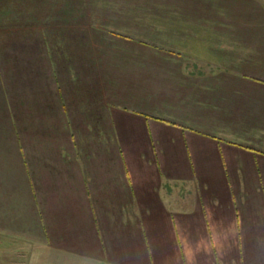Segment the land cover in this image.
I'll return each instance as SVG.
<instances>
[{
	"label": "crops",
	"instance_id": "obj_1",
	"mask_svg": "<svg viewBox=\"0 0 264 264\" xmlns=\"http://www.w3.org/2000/svg\"><path fill=\"white\" fill-rule=\"evenodd\" d=\"M72 8L83 12L82 0H0V256L14 259V264H29L28 255L36 250H43L45 264L64 256L75 264H264V195L250 197L251 202L256 199L255 205L235 190L234 196L228 192L230 187L264 186V151L258 148V137L264 136L258 124L261 111L248 108L246 115L244 103L250 91L256 101L264 95L260 73L230 67L229 60L194 56L189 49L183 55L160 52L155 66L123 63L137 68L133 72L193 75L220 70L222 75L220 84L194 81L186 87L181 81L177 88L182 93L161 102L166 107L160 111L161 119L171 126L158 127L167 138L163 147L172 149L163 159L168 163L142 157L139 163L125 162L116 147L81 144L87 133L99 136L94 123L116 118L111 110L103 111L100 102L85 101L84 82L74 87L60 82L64 91L60 98L54 71L47 65L44 82L35 85L34 72L29 77L34 78L28 81L35 85L36 95L31 93L22 109L14 96L17 82L7 80L9 38L13 36L14 41L15 35L28 32L30 40L32 31L51 25L63 10L62 25L76 27L77 35L64 37L67 44L55 56L74 58L76 64L71 66L77 75L108 72L105 68L113 65L101 66L98 52L86 55L82 34L86 25L109 33L108 27L121 25V19L97 17L85 23L84 16H67ZM171 22H161L166 26L163 34H182L184 39L177 46L196 41L191 38L195 29L190 23H181V29L173 32ZM101 40L110 41L106 36ZM12 49L14 58L17 53L30 57L35 52L30 47ZM108 54L104 57L112 56ZM86 57L93 58L87 66ZM65 64L61 72L69 74L70 65ZM244 65L242 61L240 66ZM211 87L220 89L219 94L208 91ZM252 121L250 134L245 129H227L229 123L244 126ZM85 122L90 124L81 126ZM71 137L80 145H72ZM166 168L191 172L188 178L166 179ZM196 170L212 172L198 176ZM213 249L217 254L223 250L225 257H214Z\"/></svg>",
	"mask_w": 264,
	"mask_h": 264
},
{
	"label": "rangeland",
	"instance_id": "obj_2",
	"mask_svg": "<svg viewBox=\"0 0 264 264\" xmlns=\"http://www.w3.org/2000/svg\"><path fill=\"white\" fill-rule=\"evenodd\" d=\"M67 1L73 3L74 0ZM88 2L82 0L83 12L80 9H67L69 13L67 16L71 19L76 16H81V18L84 16L82 21L85 23L88 19H98L97 17H116L118 20L121 19L123 24L108 27L109 33L102 31L101 27H88L87 25L84 27L82 35L85 38L86 55L92 50L100 55L98 61L101 66H104L105 62H110V65L113 66L105 68L107 73L77 75L73 73V70H76L75 67L71 66L76 64L74 58L64 59L55 56L67 44L62 41L64 37L72 39L76 38L75 35H77L76 27L64 26L61 23L65 19L66 10L58 14L54 24L32 31L30 40L28 32L24 33L25 37L15 35L14 41L13 36H11L10 42L6 43L5 52L6 67L10 69L6 73L8 74L7 80L17 82V93L15 92L14 96L17 95V99L22 103V109L30 94L36 93L34 86L45 81L44 69L49 65L54 71L52 76L60 98L64 93L60 89V82H69L73 87L74 83L84 82L85 101L100 102V108L103 111L104 109L112 111V118L115 115V119L94 123L95 126H99L100 132H95V134L99 133V136L93 137L87 133L82 138L80 137L81 144L86 148L99 146L104 149L110 145L116 147L118 152H122L121 160L125 162L139 163L140 157H142L143 161L160 164L166 158L167 152L172 153L170 147L167 145V148L163 147V142H166L167 138H163L158 132L159 125L171 127L163 123L161 119L160 111L166 108L161 106V102L167 99L171 101L174 93H182L183 89L177 88L181 81L186 87L194 81L221 83L220 70L210 74L193 75L143 73L133 72L132 70L135 71L137 68L124 67L123 63H131L132 65L148 63V65L155 66L158 53L171 51L183 55L189 49L190 53L194 51L197 54L194 56H211L214 62L218 59L229 60L232 62L229 66L235 69L237 67H243L244 70L253 68L254 71L250 69V72L260 73L258 82L261 87H264V0H89ZM165 20L174 21V23H170L173 24L171 26L173 32H178L181 29V23H190L195 29L194 32H191V38H195L197 42L190 41L187 43V47L183 48L177 46L178 42L184 39V36L182 34L168 37L164 35L163 30L166 26L162 25L161 22ZM144 22H147V25ZM105 36L109 37V42L101 40ZM108 46H110L109 49ZM29 47L35 51L30 57L27 55L19 56L20 53H17L16 58L13 57L12 48L27 51ZM50 53L53 56H50ZM108 53L112 56L110 58L104 57V55H109ZM145 55L147 62L144 58ZM92 59L86 57L84 59L85 65L92 63ZM65 61H68V65H70L69 74L61 72L62 65H66ZM242 61L245 63L244 66H240ZM222 65H226L225 62ZM217 66H221V63H218ZM122 70H130L131 72L124 73L121 72ZM12 72L14 74H11ZM32 72L38 77L35 85L29 83L34 79L29 80L30 76H34ZM30 73L32 74L30 75ZM248 78L251 77L246 76V79ZM29 86L33 91L29 90ZM202 88H204V84ZM219 90L211 87L208 91L218 95ZM239 90L241 91L240 88ZM246 94L248 95L244 102L246 115H249L248 108L261 111V120L258 124L260 132L264 134V95L259 96L258 101H256L253 91ZM54 96L56 97L55 94ZM218 100L219 98H217ZM208 101L213 102L210 99ZM167 110L171 112L172 107L169 106ZM22 124H26L28 127V123ZM88 124L90 122H85L81 126H88ZM253 124L252 121V124L242 126L240 123L238 125L233 122L227 125V129H245L242 131L250 134L253 132L251 128L254 126ZM70 140L72 145L79 144L75 138L71 137ZM258 141H260L258 148L264 151V136L260 135ZM164 162L168 163V161ZM190 172V170H169L167 168L163 170L166 179L174 176L188 178ZM194 172L201 176L203 173L212 171L196 170ZM234 190L236 193L242 194L245 200L248 199L249 202L252 201L250 197L253 194L264 195V186L230 187L229 195L234 196ZM223 194H226L224 189ZM252 203L256 205V199L250 204ZM212 253L216 258L225 257L223 250L217 254V250L213 249ZM4 254L9 255L11 253L5 251ZM198 257L203 260V256L199 255ZM28 260L29 264H45L46 262L43 250L30 251ZM74 261L69 256L49 259V263L52 262V264H75ZM11 262H14V259L0 256V264H14Z\"/></svg>",
	"mask_w": 264,
	"mask_h": 264
},
{
	"label": "clouds",
	"instance_id": "obj_3",
	"mask_svg": "<svg viewBox=\"0 0 264 264\" xmlns=\"http://www.w3.org/2000/svg\"><path fill=\"white\" fill-rule=\"evenodd\" d=\"M212 247H215V245L213 244ZM189 264H191V262H189Z\"/></svg>",
	"mask_w": 264,
	"mask_h": 264
}]
</instances>
